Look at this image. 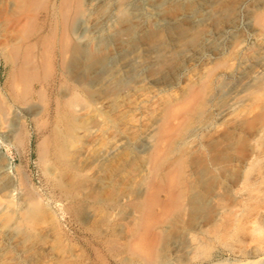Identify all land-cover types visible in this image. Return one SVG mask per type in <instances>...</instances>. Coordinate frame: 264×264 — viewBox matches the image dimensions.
<instances>
[{
  "label": "bare ground",
  "instance_id": "1",
  "mask_svg": "<svg viewBox=\"0 0 264 264\" xmlns=\"http://www.w3.org/2000/svg\"><path fill=\"white\" fill-rule=\"evenodd\" d=\"M0 2V58L8 68L0 135L17 149L37 139L42 173L63 208L79 222L96 217V237L77 263L222 264L207 260L201 242L204 226L218 234L225 217L217 192L207 197L231 165L236 117L264 105V0ZM216 122L224 130L211 136ZM250 138L236 182L223 180L248 195L242 201L260 199L246 210L264 204V118ZM115 157L116 168L102 177ZM15 172L0 166V256L11 247L24 263L39 250L47 252L43 264L71 261L75 253L52 244L49 219L25 209L39 195ZM18 184L25 192L15 199ZM103 186L118 189L104 196ZM209 201L216 209L204 225ZM240 222L222 237H255L263 246V222ZM190 235L193 253L181 258ZM236 264H264V256Z\"/></svg>",
  "mask_w": 264,
  "mask_h": 264
},
{
  "label": "rangeland",
  "instance_id": "2",
  "mask_svg": "<svg viewBox=\"0 0 264 264\" xmlns=\"http://www.w3.org/2000/svg\"><path fill=\"white\" fill-rule=\"evenodd\" d=\"M10 1H14V2H12V5H13L12 8L15 7L14 4L17 2V0H10ZM4 4L6 5V2H4ZM0 5H1L0 6V16H1L0 17V25H1L0 29H1L4 27L3 22H4L5 18H3V17H5V16L3 15L4 14L3 8H6V6L3 7L2 2H0ZM23 10H24L23 14H29L28 8H24ZM21 11L22 10L20 9V12H19L20 15L22 14ZM17 14H18V12H17ZM90 19L91 18H89L88 21H90ZM7 25H9V21H8ZM242 27H243V23L240 22V24H238V28L240 30H242L243 29ZM247 39L249 42L253 41V38L250 36L247 37ZM3 65H4V63L2 62V60L0 58V70H1L0 71V76H1L0 77V84H1V86L4 85V82H5V79L7 76V70H8V68L5 65L4 66ZM263 103H261V104H263ZM261 107H262V109H259ZM259 108H258L259 110L255 109L256 111H252L251 113H247L246 115H244L242 117L235 115L238 117H236L237 118V120H236L237 126H236V129L234 130L235 132L233 134V136H234L233 146H231L233 148L229 151L230 153L232 152L231 154L233 155L231 165L228 167L229 169L226 168V169L219 171V173H218V176H219L218 181L219 182L217 181V184H215L216 190H212L207 197V199H209L210 196H212L211 195L212 193L215 195V192H217L216 195L220 196V198H221L220 199L221 202H220L218 207H219V209L221 208L220 209L222 212L221 214H223V212H224L223 215L225 217H222V218L220 217L221 220H219L220 221V223H219L220 228L218 226V228H219L218 234L216 232H210L209 231L210 227L206 225L207 224L206 222H208L210 220V218L213 217L214 211L216 209L215 205L213 203H211L209 201V204L205 205L203 207V209L201 210L202 211V215H201L202 218L200 220H199V218L197 219V222L199 220V223L202 222V223H204V225H206V226H204L205 234H203V237L201 238V242H203L202 244L205 245V247H207V252L210 256L209 258H207V260L210 259L211 261H214V262L218 261L221 263L222 262L223 263L229 262L227 264H230V263L236 264V263H240L242 261H246L248 259L250 260L256 256L258 258L261 256H264V245L263 246L261 245L260 247H256L258 245V241L256 240L255 237L245 236V240L242 241V240L234 239L233 237L232 238L230 237V239L224 238L221 235V232H229V231L233 232V230L235 229V225L238 222V220L241 221L242 224L245 221L246 226L251 224L252 221H254V219L260 220L264 224V204L258 205V206H253L252 208L251 207L247 208L248 212H246L247 210L245 209L246 205L248 204L247 202L250 203L251 201H253V202L256 201L255 203L252 202V204H251V205H256L258 202L257 200H260L259 198L252 199V200L243 199V201H242L241 198L248 197V195L244 194L242 191L240 194V192L239 193L236 192V189L234 191V188L232 189L233 186L228 187V189H227V188H225L226 185H223L224 184L223 180H225V179L226 180L228 179L227 182H229V183H230V181H232V184L231 183L230 184L234 185V183L237 180V177L239 176L238 174L240 173L241 162L248 156L247 153L249 154L250 146L252 145V140H251L250 136L253 133V131L256 129V126L258 125V123L264 118V117L261 118L264 115V105H260ZM259 111H261V112H259ZM255 112L258 115H256ZM254 119L257 121H255ZM216 123H215L216 126L212 130L214 132V134L212 135L213 132L212 133L209 132V134L211 133L210 134L211 136H216V135L220 134L221 131L224 130V127L222 126V124L219 125V122H216ZM240 124H241V126H239ZM243 124H244V127H243ZM202 137H206V136H202ZM36 141H37V139L33 138L31 141V144L28 148L22 147L20 149H17L12 144L6 142L2 138V136L0 135V147H1L0 148V164L5 165L6 163H8L9 164V173L12 175H14L16 173L15 169L17 167L20 168V170L23 173V177H25L27 183L30 186H32L35 193H37V195H39V201L36 204H31V203L27 204L25 201V203H26V204H24L25 209L28 211L32 205L33 210H30V211L31 212L33 211V214H34L35 213L34 211L37 210L36 214H34L36 216V218L39 217L42 220L43 219H45V220L49 219V221L51 223L50 224L51 227L53 229L55 228L54 231L52 230V233H53L52 236L55 237V238H53V237L51 238L52 244H55L58 246L60 245V247L63 250H65L64 251L65 254L66 253H68V255L70 253L76 254V256H74L71 259V261L69 260V261L65 262L64 264H66V263L67 264H72V263L78 264L79 262L84 260L83 257L87 251L86 241L91 240L92 238L94 239L96 237V233H95L96 229L95 228L97 227V219H96V217L95 218L92 217L90 220H87L85 222H79L71 212H69L63 208V206H65V204H66L65 201L61 199V197L59 196L58 190L51 186L49 181H47V179L45 178V176L42 173V169H41L39 161H38V154H37V151L35 148ZM200 155L203 156V153ZM237 155L239 157H237ZM117 162H118L117 157L110 160L107 163L108 165L106 166L105 171L101 173V176L102 177H109L110 173L113 172L112 170H114L116 168ZM125 179H127V178L124 177V180ZM117 189L118 188H115V187H111V188L108 187L107 188L106 186H103L102 187V193L104 196H106L105 194H109V193L114 194L115 192H117ZM24 192H25V189L23 188L22 185H19V184L16 185L15 190L13 191L15 199H19L18 194H20V198H21L23 196ZM222 192H224L226 194L224 195V193H222ZM221 193L223 196L221 195ZM238 194H240L241 196ZM242 194H244L245 196ZM238 197H239V199H238ZM245 200H246V202H245ZM40 207H42V208H40ZM39 208L41 211L39 210ZM231 209L233 212L231 211ZM38 211H39V213H37ZM244 211H245V213H247V215L244 213ZM225 213H227V214L225 215ZM249 214H250V217H248L249 219H247V216H249ZM50 219L52 220V222ZM92 220H94V221H92ZM228 226H230V227H228ZM211 230H212V228H211ZM54 234H56V235H54ZM20 235L22 236V234H20ZM18 237H20V236H18ZM191 237H193V236H191V235L189 236V240L187 243H190V244H188L187 250L185 248L183 253H181V258H183V257L187 258L189 256L191 257V255L193 253L194 248H191V247H192L193 242H195L196 240L194 239L195 236L193 237V239ZM220 237H222V238H220ZM208 238H210V239L212 238L211 239L212 241ZM205 239L207 240V242L205 241ZM53 240H54V242H53ZM208 240H210V241H208ZM220 241H222V242H220ZM212 242H213V244H212ZM171 244H169L170 247H171ZM184 244H185V238H184ZM226 247H228V250ZM255 248H256V250H254ZM83 249H85L86 251H84ZM13 250L14 249L9 247V249H7V252L4 255L0 256V264H35V263L36 264H40V263L43 264V261L45 260V255L47 253V252H42L41 250H39L34 254L35 255L34 258H30L27 260V263H24L25 260L20 261L18 258L14 257ZM251 250H252V252H251ZM71 251H74V252H71ZM38 253H40V254H38ZM77 253H79L80 255L79 254L77 255ZM8 256H9V258H7ZM43 256H44V259H43ZM66 256H67V254H66ZM5 257H6V259H5ZM173 258L175 259V260L173 259V261L175 263H177L176 261L178 259H181V258L175 257V256H173ZM7 259H9V260H7ZM204 260L206 261V259H204ZM207 263H209V261L205 262V264H207ZM44 264H45V262H44Z\"/></svg>",
  "mask_w": 264,
  "mask_h": 264
}]
</instances>
